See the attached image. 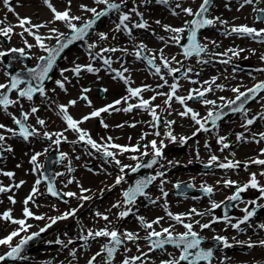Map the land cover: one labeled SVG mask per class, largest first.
Segmentation results:
<instances>
[{
    "label": "rangeland",
    "instance_id": "374dc122",
    "mask_svg": "<svg viewBox=\"0 0 264 264\" xmlns=\"http://www.w3.org/2000/svg\"><path fill=\"white\" fill-rule=\"evenodd\" d=\"M35 6L38 5V11L41 12V15L44 14V12L48 13V17L52 18L51 11L44 5L43 0H34ZM119 2V0H117ZM179 2L182 4L183 7H191L194 11L197 10L202 3V0H170V4L168 6L165 5H159L155 3V0H151V3L145 5L142 3V0H135V4L138 7V11L144 12L148 8H154L157 11H163L166 14H162V18L167 22H178L179 26L182 24V20H189L188 18L192 19L193 17L187 16L180 12V9H176L177 12H180V15L177 17H173L170 13L171 11L165 10L168 8H175L176 3ZM242 1H239L238 4H236L232 9L229 7V1L228 0H214L212 9L209 12L208 17L209 18H216L219 17L222 21H236L237 23L231 22L230 26H240V25H247L249 26V21L251 20L255 24V28L261 29L264 28V22H257L256 20V12L253 11L254 8H264V2H261L257 4L255 0H253V4H245L243 7H241ZM51 3L60 11H63L68 5L67 0H51ZM87 5L88 7H96L98 10L103 8V5H96L94 3V0H71V12L73 14V11H78L79 15L76 16H82L84 19H88L91 17V13H87L81 10L80 5ZM197 5V7H196ZM13 8L15 5H11ZM133 0H128L127 7L124 9V11H127L128 9L132 8ZM0 7L3 8L2 12H0V20H5L6 17V24H12L13 19L8 18L5 16L7 8L2 3V0H0ZM21 7V6H20ZM47 13L45 15H47ZM81 13L83 15H81ZM25 15V14H21ZM134 17L135 14H133ZM182 16V17H181ZM185 16V17H183ZM27 17V16H24ZM173 17V18H172ZM17 18V17H16ZM104 20V19H103ZM102 20V29L96 28L94 31H92V37L90 39H87L86 42L88 44L96 42L98 45L102 43L108 42L107 47H117L120 48L117 44L112 45V43H118L122 39V34L124 32H121V34H118L117 32H113L112 29L114 28L115 24L110 23L109 25L106 24L108 21L107 19L103 21ZM135 21V19H133ZM159 20L162 21L159 18H155V21ZM139 21V20H137ZM153 21L154 25L158 26V28H148V29H142L139 32H136V29H133L132 36L130 39H127V44H123L120 41V44L123 46V48H129L128 52L125 53L123 51H117L115 53L108 52L107 55H104L105 57L111 58L113 61V64L120 69V71L123 70V68H127L128 72L125 73V76L130 78V84L125 85L124 83H119L118 79L113 80L111 77L106 76L107 74L105 71H99L98 73H89L87 71H82L79 77L74 76V74L71 71L66 72L64 74L65 76H68L69 81L66 86V91H56L52 92L50 91L52 87H55V85H51L46 89L48 99L45 100L44 98H37L32 101L28 100H22L21 103L23 104V107L26 108L28 111H30V108L32 106H35L39 109V111L34 114L32 117H38L40 119L45 120L46 124L44 127H41L40 125H37L38 131L41 133L44 131H48L50 133H56L63 130L62 125V119L56 114V110H51L52 107H49L51 105L52 101L59 102L60 104H68L70 100H76L77 103L74 106L69 107V113L73 116V118L80 120L83 116L88 115L90 111L95 109L96 107L106 103L110 102L112 99H116V97L122 98L126 95H128L126 89L127 87H133L137 88L139 86L143 87L145 85L150 86L152 90H146L141 93L143 95L142 97L146 100H149L152 96L151 94H156L157 92H163L167 93L170 91L169 87L165 85L163 88H158L157 85L162 84L163 81L160 79L158 75H154V69H150L146 66V64L141 59H137L133 53L137 50L134 48V44L138 45L143 42H147L151 44L152 48L156 49L155 52L158 53L157 47L155 45V41L151 37V35L145 34V32L151 31V34L154 33V35L157 36H167L168 38L172 36L173 34H166L162 24H157ZM183 21V23H184ZM76 23H82L76 22ZM168 25V24H163ZM3 26V25H0ZM51 27H56L59 29L60 32L67 33L68 29L64 26L62 22H56ZM206 31L205 35H200V41L201 43H205L208 45V53L201 55V57H192V59H185L182 54H176V61H179L180 63H177L176 61H172L170 63V67L172 68H179L180 71L183 70L186 71L187 68L191 67L193 71L189 73V77L191 80H196L198 83L193 84L190 82L189 79L184 77V72L177 76L175 73V78L172 75H169L166 69H162V74L164 75L165 79L168 81V85H171L172 83L178 82L180 87L177 91V95L180 96H187L189 92L192 89H201L207 88L211 86L213 89L210 92H207L205 96L199 100L198 102L192 104L188 101H186V104L188 107L192 108L194 111L198 112L200 114V117H204L207 115V112L209 109H213L216 111L222 104L225 103V101H221L219 97H225L226 99H234L236 93H233L231 89L233 87H239L241 91H244L245 88L251 87L258 82L264 81V72L261 71H255L256 69H264V61L260 59L262 55H264V43H258L255 42L252 38L241 36L238 34H232V35H225L223 31L229 30L225 29V23L217 22L214 26H210ZM250 27V26H249ZM19 28L14 27V33L11 36V40L9 41L7 38V43H4L0 39V49L7 50L9 48H22L25 47L24 45V39H27L30 44H35V40L33 37L28 36L27 33L24 34L23 37L19 35L20 32H18ZM47 29V28H46ZM156 29H159L157 32ZM45 30V28H42V31ZM139 30V29H138ZM149 30V31H146ZM35 31V29H33ZM38 31V34H46L47 32ZM230 31V30H229ZM99 32L107 33L109 38L105 42H100L98 39V36L96 35ZM127 34V33H126ZM150 34V33H149ZM187 34V33H185ZM183 34V35H185ZM115 36V39L112 37ZM230 36V37H229ZM237 36H239L237 38ZM148 37L149 39H147ZM219 37V39H217ZM230 39H229V38ZM233 37V39H231ZM144 38V39H143ZM146 38V39H145ZM207 38V39H205ZM228 38V39H226ZM138 39V41H137ZM133 40V41H132ZM152 40V41H151ZM48 43H46L48 46L55 45L56 41L54 39L47 40ZM211 41H215V44H212ZM131 42V45L129 44ZM86 46V44H85ZM75 48V47H74ZM72 48L67 55L66 61L63 63L61 68L65 69H71L75 64L80 65H86L88 63H93V67H97L99 69L101 63L97 61H90L88 52L85 51L82 47H76L75 49ZM234 49V50H240L243 49L244 51L240 52L239 56H232L231 52H228V49ZM121 49V48H120ZM175 51L178 50L177 47H175ZM27 54H29L32 57L33 64L37 63V57L41 55H46L38 46L33 47L30 50L25 49ZM254 50V51H253ZM94 53L98 52V49H93ZM146 53L150 54L148 52V49H145ZM227 52V55H223ZM93 53V54H94ZM219 54V55H213V54ZM198 59L209 61L208 63H198ZM216 60H227V66H220L219 61ZM157 65L160 64L159 58L156 59ZM249 64L251 66L250 71L243 72L241 69H237L234 65H242V64ZM19 67H21L19 65ZM253 67V69H252ZM217 70H220L223 74L220 79L217 81ZM8 71V69L4 65V61L0 63V83L5 82V75L4 72ZM106 74V75H105ZM213 78H216L215 83L211 84V81ZM62 79L61 74L58 75V80ZM205 81H209L210 84H205ZM217 85H223V90H220L217 88ZM99 86H104L107 91L104 93L103 96H100L98 94ZM94 88V90L90 94V101L91 106H88V102H80V96L82 95V88ZM194 95V94H193ZM261 97H264V93L258 98V100L250 105L249 112L247 113L248 118L257 117L256 123L252 126H248L247 128L243 127L242 125L245 123V118H231L229 117L227 120L223 121L220 124V130L214 132L213 136H206V132L199 131L197 132V129L199 128V125H196L194 121L191 120L190 117H181L178 113L182 112L184 110V107L180 105L178 102L173 99L171 102V114H164L163 110L158 107L156 109L157 115H161V118L163 119V125L162 127H156L152 128V117L149 114V112L144 111L140 108H135L131 112H128L127 114H117L116 121L114 120L110 121L108 123V127L105 128L104 126H98L96 127V120L94 118H91L87 123L84 122L80 124L79 126L86 130L88 133H90L92 130L96 132H99V140L100 143L103 144L107 140L108 137H113L112 140L117 142L118 144L125 146L127 143L131 146L137 145L139 143L141 150L144 151V145L151 140H157V143L159 144L160 140L163 139L166 147L163 149L164 158L160 161V164H163L164 167L161 168L160 166L152 170V175H155L156 171H163L166 173V175L162 178H158L156 181L153 182V188L148 191L147 193L150 195L151 199L157 200L156 204H151L149 200H146L145 198H139L134 206H132L133 212L135 215H129V217L126 219H117V214L119 211L124 210L123 208L117 209L113 208L112 205L115 204V201L117 199L118 201L122 200L121 193L119 194V190L117 188H124L127 182H132L130 178L128 177V172H126L125 175V182H122L120 185H117V187L113 188V185L115 184V178L119 174V169L116 168L114 171L109 169L107 172L101 171L99 168L96 170H100V174H94L91 171H88L84 168H82L79 172H75L76 176L78 177L77 182L75 185L69 188L70 192L76 193V196L71 197V199L68 201V203L64 204H56V201H48L50 202V209L49 210H42L37 207L38 204H40L43 201L48 200L45 197V190L46 187L43 184L41 180L40 172L43 170V161L44 156L41 155L38 158V163L41 165L40 169L38 170V175L36 171V177L34 180V177L32 178L30 174L26 171L25 161L29 162V159L31 155L35 152H41L44 153L45 149H48L47 154L49 153V150H56V145L52 143V141H49L46 139L43 143H38L37 141L30 140L28 141V144L20 143L16 140V137H11L9 139V146L11 147V140L16 141V148L13 150V152H3L2 157L0 158V170L2 171H11L16 172V183L11 181V178L6 177L2 174H0V181H3L6 187H12V190L10 192L0 193V214L5 212L6 209L10 208L13 204L9 201L8 197L12 196L16 203L13 206L16 209V213L14 215V218L16 219H25L26 217L23 216L22 211L25 207L24 200L28 196L25 195L27 193L30 185H32L33 182H36L37 179L41 180V183L37 186L38 191L33 197V201H30L27 207L34 213L35 216H44L45 219L43 220H37L35 218H30L29 222L27 224L31 225V228L28 229V232L22 233L23 236L30 235L34 231H40L42 228H46L48 224L51 223V221L48 219L49 217H54L58 213L64 214L66 212H70L71 210H76V207L79 206L78 202L84 201L82 206H80V209L75 212V215H70L68 219H63L58 221L51 225V227H47L46 230L43 232L44 237L46 240L43 241V243H50L56 242L57 239L62 241V244H59L57 248H50L47 251L44 249V246L40 245L38 248L34 249V251L30 253H26L23 256L25 259H20L17 264H28L30 262H34V264H69V259L72 257L70 255V252L72 250H78L76 254L79 256L78 264H87L88 260L93 256L96 252L100 251L101 244L104 241H106V238L100 237L95 240L89 239V245L86 244V247L82 248L81 246L77 245H71L68 244V240L71 239L77 243L81 233L83 235L87 234L88 229L98 230L100 228H103L108 222L104 221L103 219L97 217L95 213L97 211L104 213L109 216V220L111 221L110 228H116L119 229L121 232L124 230L137 232L139 231V235L141 237H144L146 235V232L143 228L140 227L136 215L143 216L147 220L151 221L154 220L157 217H164V219L161 221V226L168 227L171 225V220L165 212L164 207L162 205L165 203V198L162 197L161 192L159 189H156L158 184H161V179L167 181L163 184L165 186V191H171L170 193L174 194L175 187L174 185L179 182L180 184H192L194 187H201L202 184L210 185L214 188V193L211 197H196L197 199H194L196 194H192L190 196L182 197V196H176L174 194L166 197V202H170L167 204L168 210L171 211L174 214L179 213H187L191 208H196L198 211L205 212L210 208V201H216L217 203L221 201H226V198L228 196H231L235 192V187H224L223 180L225 179H231L233 181H237L239 184L246 183L249 179V176L251 173L257 174L258 180H264V177L260 176L259 173L263 171V168L259 165H250L248 164L247 168H245V165L240 164V167H238L236 170L233 169H224V171H217L213 173L208 172H202V169H200V164H207L209 161V158L212 153L216 155L218 158L220 157L221 161L223 160L226 162L225 158H228L229 156L224 157L222 153L228 154L230 152H234V155L239 157L241 159H255L259 155L260 157H264L260 154L261 149L259 146L256 145V142H254L253 134L255 135V140H261L259 133L264 132V119H259V114L264 112V99H261ZM12 98H15V93L13 94ZM157 98L164 99L165 96ZM134 100H129L128 103H138V99L134 98ZM215 100L216 101V108H213L212 105H204L202 100ZM152 106H157L154 101L151 102ZM161 104V101L159 102ZM59 105V104H58ZM16 107H11L9 109V112L16 115ZM115 107L118 108H124L127 107L126 103H121L120 105H115ZM167 110V109H166ZM165 110V111H166ZM119 112V111H117ZM145 114V115H143ZM113 117V116H112ZM137 117V118H136ZM6 120V126L15 128L16 126L13 124L11 118L0 111V123L2 121ZM165 121H175L174 124L171 126V131L173 134L177 137V141L179 142V137H198V140H192L185 143L187 146L185 151H176L177 154L180 155L179 159H172L173 156L170 155L173 154L175 151L171 150L169 146L172 144H177V142L170 144V141L165 137V132L168 130ZM139 123L140 125L136 126V124ZM135 125L136 127H131L130 125ZM118 125H123V127H118ZM207 126H210L208 123ZM149 127V131H152L153 133L155 131L160 132V136H152V137H145L144 139H141V136L145 133V130ZM253 127V130L251 131ZM2 132V130H0ZM197 132L195 136H193V133ZM249 132V133H247ZM243 134L244 139L241 141H238V143H243L242 146H250L255 147L254 149L247 150L246 147H241L238 150H228L224 149L221 151V145L217 143L218 137L221 136H234L237 137V134ZM208 134H212V132H209ZM43 136V135H42ZM65 137H68V139H76L78 137V134L73 131H69L64 134ZM103 138V139H102ZM56 139L55 136H53V140ZM213 141L209 142V145L204 143V140ZM264 142V140H262ZM20 143V144H19ZM63 142H61L62 144ZM207 145V147H206ZM256 145V146H255ZM63 147L72 150L73 147L69 145H63ZM236 147V146H235ZM149 150L151 151V148L149 147ZM213 150V151H211ZM118 151V150H114ZM198 153V155H197ZM133 153H130V155H127L126 153L122 155H118L117 159H119L122 163H128L129 161H132L129 159V156H131ZM252 155V156H251ZM82 161V160H81ZM86 161V160H85ZM168 161L172 162L173 164H176L177 168H179V171H176L175 167H172V165L168 164ZM30 163V162H29ZM85 164V162H84ZM99 163L98 165H101ZM178 164V165H177ZM19 165V167H17ZM95 164L94 166H98ZM194 165V166H191ZM174 166V165H173ZM213 166V167H212ZM31 170L33 169V165L30 164ZM217 168L216 163H213L210 167ZM209 169V170H210ZM229 170L233 171L234 173H239V177H220L219 174L222 172H228ZM86 174V175H84ZM217 174V175H214ZM185 175V177H182ZM242 176V178H240ZM66 177L68 178V174H66ZM18 178V179H17ZM20 181H24V183L19 187H14L15 184L20 183ZM66 181V180H65ZM129 182V183H130ZM219 182V183H218ZM79 183V185L77 184ZM262 185H264V182H261ZM1 185V184H0ZM9 185V186H8ZM81 188L89 189L90 191L81 193ZM118 190V192L116 193ZM116 193V194H115ZM78 194V196H77ZM86 195L89 196L90 199L88 200H81L79 199L80 195ZM104 195V197H102ZM108 195V196H107ZM241 195L244 196V201H250L257 199L260 196V193L255 189H249L248 191L242 193ZM97 197V201L94 202ZM114 197L112 200L111 198ZM160 199H157V198ZM174 198V201H172ZM251 205H249L250 207ZM254 205L251 206V208ZM250 208V209H251ZM82 212V213H79ZM244 215L241 211V208L236 206L233 211L229 214L230 217H232V223L236 222L237 216ZM214 215L217 217H223L222 214V207L214 210ZM87 217L86 223H84L85 226L91 225L90 227H84L81 226L79 223L80 219H84ZM211 219V216L205 215L204 217H193V220H200L201 223H207ZM3 219H0V238L6 237L11 231L18 228V225L11 224V222L6 223V225L2 224ZM168 221V222H167ZM7 222V221H6ZM185 222H190L186 220ZM192 222V221H191ZM80 226H79V225ZM259 224H264V213L262 215L254 218H251L248 223L242 224L240 226L241 230L233 229L230 225L224 223L223 221L212 224L211 229H204L201 231L200 227L198 225H194V230L198 232L202 237L205 238L204 242L202 243V246L204 248H209L212 246L210 243L211 240H213L214 236H224L227 237L228 242L233 245L231 248H223L215 253L212 264H253L255 262H263L264 261V247L259 246V241L264 240V229H260L258 227ZM172 225H175L174 231L177 233H182L185 231V229L182 227V225L177 224L175 221H172ZM60 226H62V229H59ZM156 230L159 231L160 228L158 226H155ZM58 228L59 232L56 234L54 229ZM83 230V231H82ZM51 233L53 235L51 236ZM70 234L72 236L66 237V234ZM62 235V236H57ZM16 239V238H15ZM19 241V240H18ZM17 241V242H18ZM251 241L252 243L256 244L255 247L249 248L247 247V242ZM14 242V245L15 243ZM243 242V243H240ZM137 243H139L141 249L143 251L147 252V244L146 242L141 239ZM64 245H67L65 247ZM238 245H241L242 247L239 249H235ZM47 246V245H46ZM126 246L131 249V252L127 253L128 256H134L137 255L136 246L132 242H126ZM167 252H160L158 251L156 254H149V259L145 261V264H160L161 260H167L169 259L167 253H173L175 256H179V250L172 247V246H166ZM9 248H3V246L0 245V255L6 254L7 251H9ZM46 252V253H45ZM122 252V253H121ZM42 254V256H41ZM124 249L122 248L120 252L116 255L115 260L113 261V264H120V261L122 260L124 256ZM20 262V263H19ZM139 263V262H138ZM4 264H10L7 262V260L4 261ZM16 264V263H14ZM96 264H103V259L101 257L97 258ZM202 264H207L202 263Z\"/></svg>",
    "mask_w": 264,
    "mask_h": 264
},
{
    "label": "snow or ice",
    "instance_id": "6c2138e0",
    "mask_svg": "<svg viewBox=\"0 0 264 264\" xmlns=\"http://www.w3.org/2000/svg\"><path fill=\"white\" fill-rule=\"evenodd\" d=\"M257 4L264 2V0H255ZM3 5L7 8V11L10 13H14L17 17L18 24L16 26L23 29L22 32L19 33L21 37L27 33L28 36L33 37L35 40V44H30L27 39H24L25 47L22 48H9L7 50L0 49V63L3 62V58L8 57L10 54L13 55V59L16 58L15 54H19V57L24 58H31L28 57L26 52L27 49H31L33 47H39L46 55H41L37 57V64L34 67H24L19 71H16L14 74L5 71L4 75L6 77L5 82L0 83V111L8 115L13 124L16 126L15 128L7 127L4 124H0V158L2 157L3 152H12L13 149L6 144V140L9 138L4 133L10 134L11 137H20L24 141H29L31 137L40 136L41 133L38 129L27 122L29 121L30 116L36 114L39 109L35 106L30 108V111H24L23 104L21 103L22 100L26 99L28 101H32L35 94H39L40 97L44 98L45 100L48 99L47 92L45 89V80L50 79V72L53 70L54 65L57 62V59L61 56V54L65 51V49L69 48L70 45L76 43L77 41H85L86 47L89 50V58L90 61H95L99 59L104 66H106L107 70L114 72V79H119L125 83V85L130 84V78L125 76V73L128 72L127 68H123L122 71H118L116 69H112L111 65L113 61L109 57H105L103 54L112 52L115 53L117 51H123L127 53V48H117V47H104L100 48V51L95 52L93 54L92 50L98 47L96 42L88 44L86 42V38L89 36L90 32L94 29L97 22L110 14H117V22H115V26L112 29L113 32H125L129 37L132 36L133 29H147L149 27L148 21L144 19L143 13L138 11V7L135 4V0H133V7L124 11L127 7L128 0H94L96 5H103L104 7L101 9H97L96 7H88L87 5H80L82 11L91 13V17L88 19H84L82 16H76L71 13V0H67V7L60 11L58 10L52 3L51 0H43L44 5L51 11L52 18L44 23L41 24H33L30 17H20L19 14L15 13L14 8L10 4V0H2ZM142 3L147 5L151 3V0H142ZM156 4L168 6L170 4V0H155ZM245 4H253V0H243L241 7ZM211 5V0H202L199 8L197 10H193L191 7H183L181 3L177 2L175 8H171L172 15H180V12L183 14L193 17L191 20H185L183 26L181 27H173L171 25H162L164 31L170 32L173 35L168 38V41H165V46L168 45L169 42L181 48V54L184 56L185 59H190L193 56L199 58L202 54L208 53V45L205 43H201L198 40V32L205 27L214 26L217 22L220 23H227L226 21L220 20L219 17L216 18H208L207 13L209 12V8ZM180 9V12H177L176 9ZM254 12L258 15L256 16L257 22H264V8H254ZM133 14L136 17H139V21L133 20ZM6 17L5 20H0V36L7 38L9 41L11 40V36L14 33V26L10 24H6ZM82 23H76L81 22ZM56 22H62L64 26L68 29L67 33L60 32L58 28L51 27L49 28V35L42 36L38 34V30L43 27H47L49 24H55ZM157 24H161L159 20L155 21ZM33 29L37 31H33ZM187 33L186 36V43H182V40L185 39L184 35ZM225 35H232L238 34L241 36H246L252 38L255 42L264 43V28L257 29L255 27H249L247 25H240V26H233L231 27L230 31H225ZM98 36L99 41L105 42L108 40V34L104 32H99L96 34ZM115 39V36L112 37ZM54 39L56 41L55 45L48 46L45 43V40ZM160 40H164V37H159ZM207 39V38H205ZM212 44H215V41H211ZM134 48L137 50L133 53V55L137 59L145 60L149 66L154 68V75H158L160 79L163 81L162 84L157 85L158 88H163L167 85L170 89L169 92H157L153 95L149 100L144 99L141 96V93L146 90H152L150 86H143V87H127L126 91L128 95L122 97L114 101L113 104L106 105L105 107L94 109L88 115L83 116L80 120L73 118L72 115L69 113V107L74 106L77 101L70 100L68 104H59L56 105L57 112L56 114L65 122L67 125L65 131L72 130L78 134V141L84 142L87 145H90L92 149L96 152L101 153L105 158H111V160L117 165L119 169V174L115 178V184L120 185L122 182H125V175L126 169L132 173L138 172L142 168H153L155 165L160 164V161L165 159L163 154V149L166 147L164 140L161 139L159 144L157 140H151L149 144L144 145V151H141V147L139 143L135 146H122L119 144L112 143V137H108L105 143H97L96 140L92 139V137L88 134V132L82 129L79 125L84 123L85 121L99 117L101 113L109 112V110L114 111H124V112H131L134 108H140L144 111L149 112L152 117V127L156 128L160 122V117L157 115L156 109L159 107L152 106V101H154L157 96H165L166 99L164 100V104L167 108L171 107V102L175 99L180 105L184 107L182 112L178 114L181 117H190L192 121L196 125H199L197 132L210 131L209 127H206L207 123H211L212 127H217V121L222 118L221 111H214L213 109H209L207 115L204 117H200V114L194 111L192 108L188 107L186 101L193 100L196 97L203 98L207 92L212 91L213 89L211 86L201 89H192L187 96H180L177 95V91L180 87L178 82L172 83L168 85V81L165 79L164 75L162 74V69H166L169 75H172L175 78V73L180 71L179 68H172L170 67V63L172 61H176V57H171V60L165 56L164 49H160L158 53H154L151 58L142 56V50L146 48V45L143 43L135 45ZM228 52H231L232 56H239L241 51L228 49ZM254 51V50H253ZM219 55V54H213ZM223 55H227V52ZM159 58L160 64L157 65L155 63L156 59ZM262 61H264V55L260 57ZM180 63L179 61H176ZM198 63H208L209 61L200 60L198 59ZM223 63H228L227 60L222 61ZM6 67L11 68L12 65L9 64ZM71 71L76 77H79L82 71H87L89 73H98L100 69L93 67V63H88L86 65L75 64L71 69H62L61 70V77L62 79L56 80V85L61 89L66 91L65 84L70 82L67 76H64L65 72ZM193 69L191 67L187 68L184 72V77L189 79L191 83L196 84L198 81L191 80L189 77V73H191ZM257 71L264 72V69H257ZM216 78H213L211 84L215 83ZM205 84H210L209 81H205ZM217 88L223 90V85H217ZM52 91H55L53 89ZM82 95L80 99L85 100L88 102V106H91V101L88 100L86 95L83 93H87L90 91L88 88H82ZM102 91H107V89H102ZM233 93H236L234 99H226L225 97H219L221 101H225L224 104L218 106L219 108H230L233 113L239 112L242 113L245 118V123L242 125L243 127L247 128L250 125H253L257 119V117L248 118L247 116V109L245 105L248 104L249 101L255 100L257 96L264 92V81H261L255 84L253 87L246 89V91H241L239 87H233L231 89ZM15 93V98H11V94ZM194 94V95H193ZM136 98L138 99V103L132 104L128 103L130 99ZM264 99V97H261ZM204 105H212L213 108H216V101L215 100H202ZM121 103H126L127 107L122 109L116 108L115 105H120ZM20 107V115L19 117L15 114L9 112V109L14 106ZM51 107V105H49ZM259 119H264V112L259 114ZM103 124V121H101ZM175 121H165V124L168 130L165 132V137L170 141L175 143L177 141V137L171 131V126L174 124ZM36 124L44 127L46 122L43 119L37 117ZM105 128L108 127L107 124H103ZM131 127H135V125H130ZM118 127H123V125H118ZM197 132L193 133V136L197 134ZM156 136H160L159 131H155L153 133ZM43 138L52 141L53 144L59 146L62 140L66 141V137L64 136L63 132H56L50 133L48 131H44L42 133ZM147 133L141 136V139L146 137ZM255 135L253 134L254 142L259 143V140H255ZM53 136L56 139L53 140ZM260 139L264 140V132L259 133ZM237 141H241L244 139L243 134H237ZM103 139V138H102ZM188 139L191 137H179V142L181 144L186 143ZM226 137H218L217 143L221 145V151L230 147L228 143H226ZM78 141H72V143H77ZM151 148V152L147 149ZM207 147V145H206ZM113 149L118 151H113ZM48 149H45L44 153L35 152L30 157V164L33 165V171H38L41 165L38 163V158L41 155H45ZM139 153V155H131L129 156L130 160L136 161L135 165L131 164H123L119 159H117L118 155H122L124 153ZM261 155H264V149L261 150ZM91 155V153H89ZM198 155V153H197ZM234 155V153H233ZM151 157L146 163L143 162L141 159L142 157ZM79 158V157H77ZM59 159L61 161L67 159V154L61 152L59 154ZM226 162H218L219 158L216 155H211L208 161V164L204 165V167H210L213 163H216V166L221 169H235L240 167L239 161L234 160H227ZM107 162V161H106ZM248 163L256 164L260 166H264V159L255 158L251 159L249 162L245 163V168H247ZM169 165H172L171 161H168ZM19 167V165H17ZM160 167L163 168L164 165L160 164ZM69 172H72L73 169L71 167L68 168ZM0 174L12 178L14 177L15 173L11 171H2L0 170ZM56 175H63V173H57ZM166 175L163 171H156L155 175H150L148 177L140 178L135 181L133 185H130L127 189L123 190L122 200L116 202L112 205L113 208H123L124 210L119 211L117 214V219H124L129 215H135L133 212L132 206H134L137 202L139 197H144L145 199L149 200L151 204H156L157 200L151 199L150 195L146 192V189L158 178H162ZM260 176L264 177V171L259 173ZM45 180H48L47 185V192L54 197H58L61 194L55 189L54 184L47 176L44 177ZM72 180H69L68 183H72ZM167 181L161 179L160 184V192L163 198H165V203L162 205L164 207L166 215L170 218V220L175 221L177 224L182 225L185 229L182 233H177L174 231L175 225H169L168 227L161 226V221L164 217H157L154 220H147L143 216L136 215V219L141 228L144 229L146 235L141 237L138 232H132L128 230H124L121 232L119 229L110 228L111 221L109 220V216L97 211L95 215L104 221L108 222L103 228L98 230L88 229L86 235H81L79 237L80 240L86 242L91 238L93 240L103 237L106 238V242L101 244L100 251L96 252L91 258L88 260L87 264H96L97 258L101 257L103 259V264H113L116 255L120 252V249H124V256L120 261V264H145V261L148 260L149 253L160 251V252H167L166 246H172L179 250V256H175L173 253H167L169 259L161 260L160 264H181V262H185V264H200L201 261L207 262V264H212V259L214 256V249L208 248L204 249L201 247L202 243L204 242V237H202L198 232L194 230V225H198L203 231L204 229H211L212 224L218 223L223 221L224 223L230 225L233 229L241 230L240 226L242 224L248 223L250 219L256 215V210L258 208H264V204H259L258 200H264V185L260 183L257 179L256 173H251L249 179L246 183L239 184L237 181H233L231 179L223 180L224 187H235V192L226 198V201H221L217 203L216 201H210V208L205 212L198 211L196 208H191L187 213H179L174 214L168 210L166 197L168 193L164 190L163 184ZM24 181H20V183L15 184L14 187L19 188ZM41 183L40 179H37L35 185L33 186L31 193L25 198L22 214L24 217L35 218L37 220L45 219L44 216H35L34 213L27 207L30 201H33V197L38 191V185ZM219 183V182H218ZM174 187L179 190L181 188V184L177 182ZM187 188H192L194 185L188 184ZM249 189H255L260 193V196L257 199L250 200V201H243L241 194L248 191ZM12 187H6L0 185V193L10 192ZM201 190L209 197H211L214 193V188L210 185H201ZM90 191L89 189L81 188V193H85ZM63 196L73 197L76 196V193L73 192H64ZM9 201L12 204H15L16 201L12 196L8 197ZM79 199L81 200H88L90 199L89 196L80 195ZM157 199H160L159 197ZM227 202H242L246 205H254L255 207L249 208L244 207L241 211L244 213L242 218H237L235 223H232V217L227 214L228 204ZM224 205V215L223 217H217L214 215V210L221 208ZM76 210H71L70 212H66L59 217H49L48 219L51 221L50 224L46 226L51 227L52 224H55L57 220L67 219L68 216L75 215ZM205 215L211 216V219L207 223H201L200 220H193V217L199 216L204 217ZM0 219L4 221L11 222L12 224L18 225V228L11 231L6 237L0 238V245L7 246L10 250L4 254L0 255V264L7 259H25L21 253L24 251V247L29 243V241L33 240L34 238L40 235V232H44L46 228L40 229V232L31 233L30 235L21 236V233L28 232V229L31 225L27 224L25 219H16L12 216L11 210H7L0 214ZM186 220L192 222H185ZM160 228L159 231L156 230V227ZM258 227L260 229H264V224H259ZM83 231V230H82ZM16 237H20L19 241L13 244V240ZM143 239L146 244L148 251L145 252L141 249L139 240ZM213 240L218 244H221L223 248H231L233 247L232 244L228 242L227 237L224 236H214ZM126 242H132L136 246L137 255L128 256L127 253L131 252V249L126 246ZM57 244H62L63 242L59 239L56 240ZM74 243L73 240L69 239L68 244ZM243 243V242H240ZM259 246L264 247V240H260ZM67 247V245H64ZM256 244L252 243L251 241L247 242V247L252 248L255 247ZM70 255L75 258L76 251L72 250ZM154 264V262H153Z\"/></svg>",
    "mask_w": 264,
    "mask_h": 264
},
{
    "label": "bare ground",
    "instance_id": "6f19581e",
    "mask_svg": "<svg viewBox=\"0 0 264 264\" xmlns=\"http://www.w3.org/2000/svg\"><path fill=\"white\" fill-rule=\"evenodd\" d=\"M229 1V7H230V9H232L236 4H238L239 3V1H242V0H228ZM10 4L11 5H15V7H14V10H15V13H17V14H19V16L20 17H24V16H27V17H30L31 18V21H32V23L33 24H41V23H44V22H46V21H48V20H50V18L48 17V13L47 12H44V14H42L41 15V12H39L38 11V5L37 6H35L36 4H35V2H34V0H10ZM21 6V7H20ZM196 7H197V5H196ZM2 10H3V8L2 7H0V12H2ZM47 13V15H45ZM72 13V12H71ZM79 12L78 11H73V15H79L78 14ZM21 14H25V15H21ZM81 15H83L82 13H81ZM5 16H7L8 18H12L13 19V21H12V26H14V27H16V28H19L18 29V32H22L23 31V29L22 28H20V27H18V26H16L17 24H18V20H17V18H16V15L14 14V13H10V12H8L7 10H6V13H5ZM184 17V16H183ZM189 19V18H188ZM227 22H229V20H227ZM235 23H237V20L235 21ZM238 24V23H237ZM51 26H53V24H49L47 27H43V28H45V30H43L42 31V28H40L38 31H42V32H47L48 31V29L49 28H51ZM249 26L250 27H255V24L250 20L249 21ZM47 28V29H46ZM229 28V25H227L226 26V29H228ZM35 31H37V30H35ZM48 33V35H49V31L47 32ZM40 35H42V36H48V35H46V34H40ZM217 39H219V37H217ZM231 39H233V38H231ZM45 43H48V41L47 40H45ZM174 47H176V45H174V44H169V45H167V46H165V42H163L162 44H161V47H159L160 49H166L168 52H170V53H173V51H174ZM202 60V59H201ZM216 61H219V64H220V66H226V67H228L227 66V63H223L222 61H225V60H216ZM217 73H218V76L216 77L217 78V81H218V79H220L221 78V76H223L222 74V72L220 71V70H217ZM159 97H163L162 95L161 96H159ZM157 99V103L160 105V107L163 109V113H169V114H171V112L170 111H165L166 109L168 110V109H171V107L170 108H167L166 106H165V104H164V100L166 99V97L164 98V99H162L161 100V98H156ZM155 99V100H156ZM161 101V104L159 103ZM0 124H4V125H6V120L5 121H2V123H0ZM217 128V127H216ZM215 128V129H216ZM3 131V130H2ZM7 137H9L7 140H6V144L9 146V139H11V136H10V134H8V133H4ZM227 139H226V143H228L229 145H230V148H234L235 147V145H236V142H237V139L236 138H233V137H226ZM177 143H178V141H176ZM173 142H170V144H172ZM257 145V144H256ZM255 145V146H256ZM259 148L262 150V149H264V142L261 140L260 142H259ZM11 148L13 149V150H15V148H16V141L15 140H11ZM245 149H247V150H249V149H254L255 150V147H252V145H250L249 147H246ZM13 152V151H12ZM172 156H173V158L172 159H179V157H180V155L179 154H177V152L175 151L173 154H172ZM252 156V155H251ZM256 157H258V158H260V156L259 155H257ZM250 157H248V159H241V158H239V157H236V156H229L228 158H227V160H234V161H239L240 162V164H243V165H245V163H247V162H249L250 161V159H249ZM254 159V158H253ZM264 159V158H263ZM25 166L27 167L26 168V171L30 174V176L33 178L34 177V180H35V177H36V171L34 172L33 171V169L31 170V167H30V163L28 162V161H25ZM249 164V163H248ZM250 165L252 166L253 164H251L250 163ZM260 167H262L263 168V171H264V166H260ZM13 173H15V175H14V177H12L11 178V181L12 182H14V183H16V172H13ZM214 175H217V174H214ZM219 175H223V174H219ZM224 175L226 176V177H228V178H231V177H239V173H234L233 171H231V170H229L228 172H224ZM182 177H185V175H183ZM2 183H3V181H1ZM6 184V183H5ZM35 185V182H33L32 183V185H30V187H29V189H28V191H27V193H25V195H29L30 193H31V190H32V188H33V186ZM160 188V185L158 184V187L156 188V189H159ZM167 193H168V196H170V195H173L174 196V194L173 193H170V191H166ZM172 201H174V198H173V200ZM170 202H167V204H169ZM15 204H13L10 208H8V209H6L5 211H7V210H11V212H12V216L14 217V215H15V213H16V209L13 207ZM247 206V205H246ZM245 206V207H246ZM37 207L39 208V209H42L43 211L45 210H49L50 209V202H48L47 200L46 201H43V202H41L40 204H38L37 205ZM240 207H242V206H240ZM244 214V213H243ZM240 216H243L242 214L240 215ZM170 219H168V221H169ZM167 221V222H168ZM27 223L29 222V217L27 218V221H26ZM191 222V221H190ZM6 223H8V222H6V221H2V224L3 225H6ZM60 223V222H59ZM12 224V223H11ZM8 225H9V223H8ZM171 225H172V220H171ZM7 226V225H6ZM31 228V227H30ZM21 236H23V234L21 233ZM20 239V237H16V239H14L13 240V244H14V242H17L18 240ZM51 244H53V242H51ZM2 246V245H1ZM8 248L7 246H3V248ZM76 252L78 251L77 249L75 250ZM41 256H42V254H41ZM70 261H69V264H78V261H79V256L76 254V256H75V258L74 257H71L70 259H69ZM2 264H4V262H2ZM22 264H24V263H22ZM28 264H33V263H28Z\"/></svg>",
    "mask_w": 264,
    "mask_h": 264
},
{
    "label": "water",
    "instance_id": "95a60500",
    "mask_svg": "<svg viewBox=\"0 0 264 264\" xmlns=\"http://www.w3.org/2000/svg\"><path fill=\"white\" fill-rule=\"evenodd\" d=\"M73 45V44H72ZM19 55V54H18ZM15 59H21L22 61H24L28 66L30 65V61H29V58H27V57H24V58H21V57H19V56H16V58ZM13 56L10 54L8 57H6V62H7V64L9 65V64H11L12 65V67L10 68L11 69V73H15L16 71H18V70H16V68L14 67V65H13ZM227 108V107H226ZM226 108H224V109H222L221 110V112L222 113H224V112H226L225 110H226ZM229 112V111H228ZM53 166H54V164H51V162H50V164L47 166V168H46V176L49 178V180H51L52 182H53ZM144 177H148V174L146 175V174H142V177L141 178H144ZM135 183V182H134ZM229 206H228V209H227V213H228V211H229V209H230V207H231V204H232V202H228L227 203ZM10 260H12V259H10Z\"/></svg>",
    "mask_w": 264,
    "mask_h": 264
},
{
    "label": "flooded vegetation",
    "instance_id": "af4514ba",
    "mask_svg": "<svg viewBox=\"0 0 264 264\" xmlns=\"http://www.w3.org/2000/svg\"><path fill=\"white\" fill-rule=\"evenodd\" d=\"M115 113H117V114H124V112H122V111H119V112H117V111H111L110 113H109V120L110 121H112L113 119H114V117L117 115V114H115ZM114 114H115V116H114ZM113 116V117H112Z\"/></svg>",
    "mask_w": 264,
    "mask_h": 264
}]
</instances>
